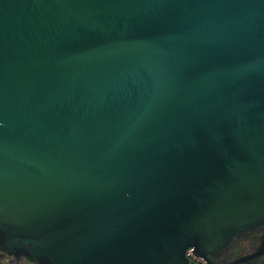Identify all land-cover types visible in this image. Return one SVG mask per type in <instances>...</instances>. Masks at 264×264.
I'll list each match as a JSON object with an SVG mask.
<instances>
[{
    "label": "water",
    "instance_id": "water-1",
    "mask_svg": "<svg viewBox=\"0 0 264 264\" xmlns=\"http://www.w3.org/2000/svg\"><path fill=\"white\" fill-rule=\"evenodd\" d=\"M261 225L264 0H0V251L187 264Z\"/></svg>",
    "mask_w": 264,
    "mask_h": 264
},
{
    "label": "flooded vegetation",
    "instance_id": "flooded-vegetation-1",
    "mask_svg": "<svg viewBox=\"0 0 264 264\" xmlns=\"http://www.w3.org/2000/svg\"><path fill=\"white\" fill-rule=\"evenodd\" d=\"M191 255V254H190ZM188 255L187 264H264V225L243 233L215 254ZM0 264H37L0 251Z\"/></svg>",
    "mask_w": 264,
    "mask_h": 264
},
{
    "label": "built area",
    "instance_id": "built-area-1",
    "mask_svg": "<svg viewBox=\"0 0 264 264\" xmlns=\"http://www.w3.org/2000/svg\"><path fill=\"white\" fill-rule=\"evenodd\" d=\"M188 253H189V251H188Z\"/></svg>",
    "mask_w": 264,
    "mask_h": 264
}]
</instances>
